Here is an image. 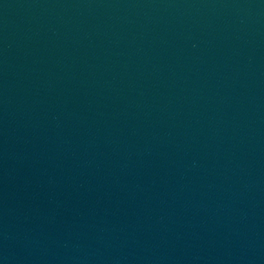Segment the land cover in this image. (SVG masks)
Segmentation results:
<instances>
[{"label": "water", "instance_id": "1", "mask_svg": "<svg viewBox=\"0 0 264 264\" xmlns=\"http://www.w3.org/2000/svg\"><path fill=\"white\" fill-rule=\"evenodd\" d=\"M0 264H264V0H0Z\"/></svg>", "mask_w": 264, "mask_h": 264}]
</instances>
